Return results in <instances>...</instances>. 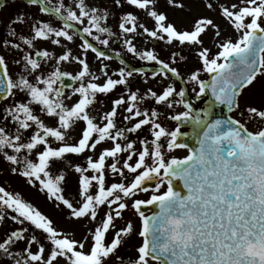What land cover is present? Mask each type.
Masks as SVG:
<instances>
[{
    "label": "snow or ice",
    "instance_id": "1",
    "mask_svg": "<svg viewBox=\"0 0 264 264\" xmlns=\"http://www.w3.org/2000/svg\"><path fill=\"white\" fill-rule=\"evenodd\" d=\"M22 3L0 38V175L38 188L83 230L58 228L0 184V228L13 225L0 233V264H264V96L242 104L264 88V0H199L214 15L188 27L167 12H190L185 0ZM115 37L159 68L149 77L121 59L112 69L104 49ZM137 76L156 85L133 89ZM218 106L237 115L215 118Z\"/></svg>",
    "mask_w": 264,
    "mask_h": 264
},
{
    "label": "rangeland",
    "instance_id": "2",
    "mask_svg": "<svg viewBox=\"0 0 264 264\" xmlns=\"http://www.w3.org/2000/svg\"><path fill=\"white\" fill-rule=\"evenodd\" d=\"M56 2L57 0H52L53 4H55ZM185 4H186V7L191 8L190 12L182 10V9L167 8V12L169 14L170 19L175 21L178 27L190 26L193 18L198 15H214L212 13L205 12V10L199 4V0H185ZM22 7H23L22 0H6L4 7L0 10V38L7 36V29L5 27V24L8 21L9 17L13 16L16 13V11L18 9H21ZM160 7L162 9L166 7L164 0H161ZM33 11H35V9H33ZM210 36H211V33H209L207 36L204 37L206 44L209 42ZM136 43H137V46L139 47L141 41L137 40ZM112 46L114 47L121 46L122 48L121 41L118 37H115L113 39L111 47ZM148 46L151 47L152 45L149 44ZM73 47L75 48V45H73ZM157 51L160 55V58L165 59V60L168 59V54H169L168 49L164 45L159 44L157 46ZM123 57L126 59H129L130 62H132V64L134 65V67L154 66L155 68H159V66L156 65L154 62L140 61L137 58L133 57L131 54L126 53V51L124 50H123ZM89 62L92 64L93 70H95L97 66V61L95 60L94 56L92 58L91 56L89 57ZM105 63H108L112 69H115L121 66L119 63H116L115 61H106ZM196 64L197 62L194 59V57L190 56L186 62H182L179 65V70L181 71L182 75L186 74L192 68H194ZM153 71H155V69ZM146 73L150 77L152 72H149V73L146 72ZM202 78L207 79V74H203ZM185 79H186V76H185ZM181 82L184 83L183 80H181ZM175 83H176L177 88L181 87V84L177 82ZM155 85H156V81L149 79L148 84H144L143 80L139 76H137L132 81L131 86L133 87V89L140 88L141 91H143L145 88L149 86H155ZM184 86L187 89V93L192 98L193 97V94L191 93L192 85L189 84V85H184ZM117 94H118L117 92H114L111 94V96L115 97ZM262 96H264V88H262L261 83L258 82L254 89H252L250 92L245 93V96L242 99V104L244 102H259ZM100 99L104 102V105L106 107L110 106V100H108L105 97H101ZM236 115L237 113L234 114V116ZM164 122L165 124L170 123L168 121H164ZM253 127H255V125H253ZM186 154H187L186 150H177L174 153V155H177L178 157H183ZM69 159L72 160L73 162H79V163L84 162L83 156L80 158L70 156ZM68 180H69V185H70L69 193H72L74 192V177L71 174H69ZM0 184H6L10 190H15V191L20 192L26 200L30 201L39 210H41L43 213H45L51 219H53L58 228H64V229L74 228L78 232L83 230L81 224H73L71 221L65 219L66 211H67L66 209L55 208L53 203L46 199L45 193L40 192L38 188H33L27 185L22 178L10 176L7 173H4L3 175H0ZM141 198H145L144 194H141ZM125 218H132L137 224L139 223L138 218L135 217L131 211L125 212ZM120 223H122V221ZM12 226L13 225H11L10 223L5 224L3 228H0V233H2L8 227H12ZM138 243H139L138 238L133 236L127 245L126 251H132L133 246Z\"/></svg>",
    "mask_w": 264,
    "mask_h": 264
},
{
    "label": "water",
    "instance_id": "3",
    "mask_svg": "<svg viewBox=\"0 0 264 264\" xmlns=\"http://www.w3.org/2000/svg\"><path fill=\"white\" fill-rule=\"evenodd\" d=\"M4 4V0H0V8L3 6ZM229 110L226 106H218L215 110V118H221V119H225L228 117L229 115ZM189 129V132H190V128ZM194 143V141L192 142ZM146 213L149 212V211H158L157 208H155L154 206H149V208L145 209Z\"/></svg>",
    "mask_w": 264,
    "mask_h": 264
},
{
    "label": "flooded vegetation",
    "instance_id": "4",
    "mask_svg": "<svg viewBox=\"0 0 264 264\" xmlns=\"http://www.w3.org/2000/svg\"><path fill=\"white\" fill-rule=\"evenodd\" d=\"M107 53H108L109 55H112V56L115 55V51L112 50V49H111V50H108ZM192 102H193L194 104L199 103V101H196V100H192Z\"/></svg>",
    "mask_w": 264,
    "mask_h": 264
}]
</instances>
